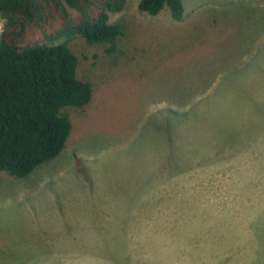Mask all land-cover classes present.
<instances>
[{
  "label": "rangeland",
  "instance_id": "rangeland-1",
  "mask_svg": "<svg viewBox=\"0 0 264 264\" xmlns=\"http://www.w3.org/2000/svg\"><path fill=\"white\" fill-rule=\"evenodd\" d=\"M140 1L111 16L128 25L116 52L70 43L93 96L60 155L0 171V264H264V211L247 218L264 197V0H183L181 21Z\"/></svg>",
  "mask_w": 264,
  "mask_h": 264
},
{
  "label": "trees",
  "instance_id": "trees-1",
  "mask_svg": "<svg viewBox=\"0 0 264 264\" xmlns=\"http://www.w3.org/2000/svg\"><path fill=\"white\" fill-rule=\"evenodd\" d=\"M127 0H0V171L27 177L65 148L72 108L92 100V82L80 78L76 37L116 52L127 21L111 22ZM168 8L181 21L183 0H141L156 16Z\"/></svg>",
  "mask_w": 264,
  "mask_h": 264
},
{
  "label": "crops",
  "instance_id": "crops-1",
  "mask_svg": "<svg viewBox=\"0 0 264 264\" xmlns=\"http://www.w3.org/2000/svg\"><path fill=\"white\" fill-rule=\"evenodd\" d=\"M251 146L252 145H256L257 143H260V142H258V141H256V142H252L251 141ZM260 144H263V143H260ZM250 147V146H249ZM260 176H261V179L260 180H264V172L263 173H261L260 174ZM221 177H222V174L221 173H219V176H218V178L216 179L217 181H219V180H221ZM216 181V182H217ZM228 181V178H227V174H224V176H223V181L222 182H227ZM263 187H261V189H262ZM227 203L228 202H225L224 203V210H228V211H233V212H238L237 211V209L238 208H240V207H242L241 205L239 206L238 205V207L237 208H232V207H230V206H228L227 205ZM222 204H223V202H222ZM222 204H221V206H222ZM220 206V207H221ZM251 207H252V210H251V212L247 215V218H254V217H258V216H260V212H262V211H264V197H263V199L262 200H260L259 202H256V203H254V204H252L251 205ZM251 226L252 225H246V223L245 224H242L241 225V229H240V231H239V233L241 234V235H239V236H241V242H245V240H246V235H247V233H248V231H249V229H251ZM238 233V234H239ZM246 234V235H245ZM252 234V233H251ZM237 242V241H236ZM241 244H245V243H241ZM226 258H228V257H226ZM227 260L228 259H226V262H227Z\"/></svg>",
  "mask_w": 264,
  "mask_h": 264
}]
</instances>
